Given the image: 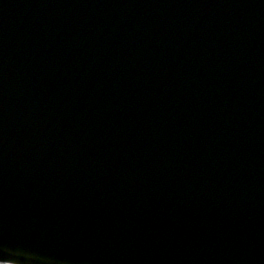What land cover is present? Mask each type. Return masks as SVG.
I'll return each mask as SVG.
<instances>
[{
    "label": "water",
    "instance_id": "95a60500",
    "mask_svg": "<svg viewBox=\"0 0 264 264\" xmlns=\"http://www.w3.org/2000/svg\"><path fill=\"white\" fill-rule=\"evenodd\" d=\"M0 249L264 264V0H0Z\"/></svg>",
    "mask_w": 264,
    "mask_h": 264
},
{
    "label": "snow or ice",
    "instance_id": "6c2138e0",
    "mask_svg": "<svg viewBox=\"0 0 264 264\" xmlns=\"http://www.w3.org/2000/svg\"><path fill=\"white\" fill-rule=\"evenodd\" d=\"M11 261L5 255L2 249H0V264H5V262Z\"/></svg>",
    "mask_w": 264,
    "mask_h": 264
}]
</instances>
